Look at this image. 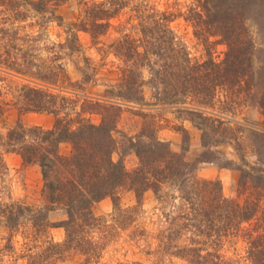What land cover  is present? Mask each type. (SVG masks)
I'll use <instances>...</instances> for the list:
<instances>
[{"label": "trees", "instance_id": "1", "mask_svg": "<svg viewBox=\"0 0 264 264\" xmlns=\"http://www.w3.org/2000/svg\"><path fill=\"white\" fill-rule=\"evenodd\" d=\"M62 1L0 0V71L36 83L14 88L12 105L24 113H47L54 117L51 129L17 126L8 131L5 140L0 139L5 152L19 155L24 165L40 168L45 199L40 208L14 202L0 206V215L11 234L0 249V264H6L7 254L12 259L9 264H65L74 255L83 256L84 264L97 262L101 248L93 238L97 235L98 239H105V229L111 232L114 227L108 228L102 218L94 216L92 206L110 198L113 213L125 215L118 222L124 228L129 227L147 192H152L160 203L168 199L177 200L180 205L161 214L165 227H160L154 236L142 231L147 241L152 239L156 243L146 253L157 262L175 258L185 264H264V170L253 166L249 171L241 170L239 186L247 190V196L242 203L227 199L218 181L200 179L195 167L158 140V125L147 114L143 117L150 121H143L134 140L126 139L138 157L137 167L127 171L121 159L112 158L120 147L113 133L121 104L172 110L201 132L203 147L208 127L211 129L215 122L218 129L229 125L226 114H235L244 102L239 100L238 90L241 77L247 72L239 71V65L241 61L250 63L245 57L250 44L242 39L243 32L231 26L224 28L222 36L229 41L225 59L219 63L211 58L200 61L190 57L170 25L178 15L159 11L146 0H80L81 19L65 26L67 40L57 46L64 48L68 57L81 53V79L71 84L66 78L60 93L54 94L49 88L59 83L62 65L47 64L43 72L37 70L39 66L30 54L37 38L12 27L27 19V12L39 15V29H46L43 25L54 19L61 24L54 7ZM209 2L213 4V12L204 5ZM202 6L207 18L214 22L234 20L235 15H244L239 12L245 13L239 1L234 5L231 0H206ZM123 12L128 18L118 27L120 36L106 49L119 62L117 79L101 93H93L87 88L96 86L94 78L98 70L83 54L77 33H87L93 45H97L100 37L111 29L110 21ZM190 12L188 21L193 22L194 34L203 36L206 30L199 26L203 23L202 13ZM40 83L45 89L36 87ZM144 87L151 90L150 103L145 102ZM262 94L259 102L264 111V89ZM4 104L0 101V105ZM92 114L100 116L98 124L89 119ZM180 131L185 133L183 128ZM231 135L235 141L236 136ZM63 143L70 146L66 155L59 152ZM166 189H172L173 193L168 194ZM122 190L131 191L135 198V205L126 210L119 204ZM56 209L66 212V220L48 221L49 211ZM24 214L32 229L28 235L32 237L23 235V250L16 256L11 239ZM112 219L117 221L114 215ZM248 223L250 226L244 228ZM52 228L64 229L63 242L51 238ZM186 235L187 242L178 245ZM238 237L245 243L244 254L235 257L222 254L225 242Z\"/></svg>", "mask_w": 264, "mask_h": 264}, {"label": "rangeland", "instance_id": "2", "mask_svg": "<svg viewBox=\"0 0 264 264\" xmlns=\"http://www.w3.org/2000/svg\"><path fill=\"white\" fill-rule=\"evenodd\" d=\"M31 1L36 2L38 0ZM79 1L63 0L54 7V14L61 19V24L54 19L52 22L43 25L46 29H39L41 22L39 15L27 12V19L18 21L12 27L19 28L21 34L27 33L31 37L37 38V42L32 43L34 49L30 51L32 60L39 66L37 70L43 72L47 64L57 66L59 62L62 65L63 73L59 75V83L57 86H50L49 88V91L54 94L60 93L61 88L65 86L66 78L70 80L71 84L79 82L81 79L79 71L81 53H75L68 57L64 48L57 46L59 43L64 44L67 40L65 26H70L81 19ZM86 1L100 2L102 0ZM146 1L154 5L159 11H168L178 15L170 25L186 47L190 57L195 60L202 61L211 58L216 63L222 62L226 57V43L229 42L225 41L226 38L222 36L225 29L231 26L230 28L243 32L242 39L246 44H250L249 53L245 55L250 59V63L241 61L240 69H238L247 72L241 77L243 80L240 82L241 86L238 90L240 92L239 100L244 102L240 108L238 107L235 114H226L225 118L230 121L229 125L218 129L215 122L211 129L208 127L207 134L205 133L206 136H204L206 143L204 147L201 144V132L193 128L187 120L176 116L172 110L139 108L138 106L121 104L113 133V137L119 142L120 147L112 158L114 161L121 159L127 171H132L137 167L138 157L132 152L126 139L134 140L143 121H150L148 118L144 119L143 115H151L152 120L158 125L156 132L158 140L167 143L171 152L181 154L187 163L195 167L196 175L200 179L218 181L225 198L242 203L247 196V190L239 186L240 171H249L253 167L264 170V111L259 102V97H263L264 89H262V86L264 87V0H231L234 5L239 1L245 13L241 11L239 14H244L243 16L235 15L234 20L227 22H214L213 19L207 18L202 6L206 0ZM229 4V2L226 3V6L228 7ZM204 5L210 12H213L212 3L209 2ZM191 10L203 15V23L199 24L200 28L206 30L203 36L197 37L194 34L193 22L188 21L189 16L192 15ZM127 18L128 15L123 12L120 16L112 19L110 21L111 29L106 35L100 37V43L97 45H93L87 33L82 31L77 33L83 54L91 60L93 66L98 70L97 76L94 78L96 86L87 88L93 93H101L107 84H113L117 79L119 62L112 55H108L106 49L108 50V46L120 36L118 27H121ZM215 26L216 28H213ZM144 74L145 78H148L146 69ZM35 84L30 80L12 78L0 71V91L2 93L0 101L5 103L0 105L2 108L0 139L5 140L8 131L17 126L24 128L40 127L45 130L52 128L54 117L51 114L24 113L12 105L11 92L13 93L14 88H20L22 85L35 86ZM43 85L40 83L36 87L45 89ZM143 92L145 102L150 103V88L144 87ZM251 95L253 97L250 100ZM88 117L94 124L100 122V116L97 114ZM175 127L176 130H174ZM182 128L185 133L180 131ZM231 134L236 136L235 141L231 140ZM5 149V146L2 147L0 144V206L14 202L21 206L43 207L45 204L42 194L44 182L40 168L37 165H24L19 155L13 152H5ZM69 151L70 146L68 144H60L59 152L62 155L68 154ZM242 183L244 184L245 181ZM166 192L172 194L173 190L166 189ZM119 204L123 210L134 206L133 193L128 190L120 191ZM176 207H180L177 200L166 199L160 203L152 192H147L140 210L134 214L133 222L129 227L124 228L119 222L123 218L125 219V215L123 212L113 213V203L110 198H104L94 204L92 206L94 216L102 218L103 223L105 222L108 228H114L111 229V232L105 229L107 231L105 239H98L95 235L93 241L97 243L98 248H101L100 257L96 259L97 262L91 261L88 264H185L175 258H167L163 262H157L154 257L146 253V250L148 252V250L151 251L155 248V241L152 239L147 241V238L142 236V231L154 236L160 227H165L161 214ZM113 215L117 217V221L112 219ZM66 218L67 215L63 209L52 210L48 213V221L51 223H58L66 220ZM18 223L17 233H14L11 239L16 256L21 254L23 250V235L30 237L31 235L28 233L32 230L31 225L26 221L25 214L20 217ZM249 226V223L243 225L244 228ZM49 234L55 242H63L65 239L63 228H52ZM10 235L5 219L0 215V249L6 244ZM187 238L188 235L182 237L178 241V245H184ZM146 241L150 249L146 246ZM244 250L245 243L238 237L225 242L221 253L227 257H235L244 254ZM4 260L6 264H9L12 259L7 254ZM83 262V256L74 255L69 256L65 264H84Z\"/></svg>", "mask_w": 264, "mask_h": 264}]
</instances>
